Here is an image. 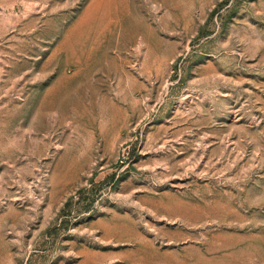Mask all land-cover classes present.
<instances>
[{
    "label": "rangeland",
    "instance_id": "374dc122",
    "mask_svg": "<svg viewBox=\"0 0 264 264\" xmlns=\"http://www.w3.org/2000/svg\"><path fill=\"white\" fill-rule=\"evenodd\" d=\"M0 264H264V0H0Z\"/></svg>",
    "mask_w": 264,
    "mask_h": 264
}]
</instances>
